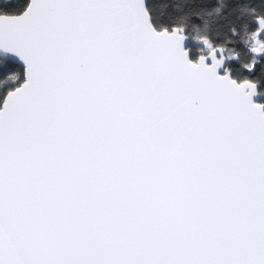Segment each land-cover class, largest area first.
Here are the masks:
<instances>
[{
	"label": "snow or ice",
	"instance_id": "snow-or-ice-1",
	"mask_svg": "<svg viewBox=\"0 0 264 264\" xmlns=\"http://www.w3.org/2000/svg\"><path fill=\"white\" fill-rule=\"evenodd\" d=\"M0 264H264V0H0Z\"/></svg>",
	"mask_w": 264,
	"mask_h": 264
}]
</instances>
